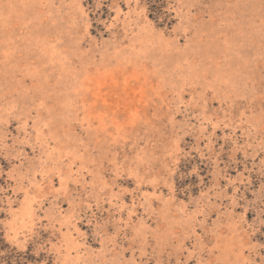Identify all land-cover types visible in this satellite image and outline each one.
I'll return each mask as SVG.
<instances>
[{
  "label": "rangeland",
  "instance_id": "rangeland-1",
  "mask_svg": "<svg viewBox=\"0 0 264 264\" xmlns=\"http://www.w3.org/2000/svg\"><path fill=\"white\" fill-rule=\"evenodd\" d=\"M154 3L0 0L24 264H264V0Z\"/></svg>",
  "mask_w": 264,
  "mask_h": 264
},
{
  "label": "trees",
  "instance_id": "trees-1",
  "mask_svg": "<svg viewBox=\"0 0 264 264\" xmlns=\"http://www.w3.org/2000/svg\"><path fill=\"white\" fill-rule=\"evenodd\" d=\"M149 2L151 3V16L152 17H158L156 16L157 14H159V6H157L154 3V0H149ZM4 239L1 237L0 235V252L6 251L5 254L1 255L0 258L3 259L4 262H6V264H24V262L22 261L24 257L23 253L20 251H17L16 248H10V245H7L4 243Z\"/></svg>",
  "mask_w": 264,
  "mask_h": 264
}]
</instances>
